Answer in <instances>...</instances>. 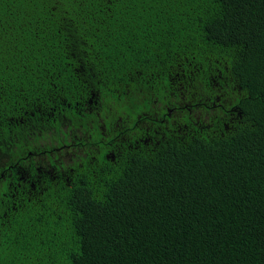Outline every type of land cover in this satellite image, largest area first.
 Listing matches in <instances>:
<instances>
[{
    "label": "trees",
    "instance_id": "16d2710c",
    "mask_svg": "<svg viewBox=\"0 0 264 264\" xmlns=\"http://www.w3.org/2000/svg\"><path fill=\"white\" fill-rule=\"evenodd\" d=\"M50 8L0 0V190L34 197L0 264H264V0Z\"/></svg>",
    "mask_w": 264,
    "mask_h": 264
},
{
    "label": "snow or ice",
    "instance_id": "6c2138e0",
    "mask_svg": "<svg viewBox=\"0 0 264 264\" xmlns=\"http://www.w3.org/2000/svg\"><path fill=\"white\" fill-rule=\"evenodd\" d=\"M76 2V0H73ZM157 0H78V6L83 8L88 4H95L109 20L112 19L111 13L120 6L121 8L135 5H143L145 3H155ZM210 3H223V0H207ZM51 8L50 12L55 13L58 9L64 8L65 0H50ZM62 16H67L66 12L61 13ZM132 23L131 20L128 22ZM215 22L211 27H214ZM75 25L72 24L69 20L65 19L62 22V30L69 33V40L71 41L70 48L71 54L74 55L76 52V40H75ZM227 90H221L219 93L220 100L223 103L228 102V97L224 94ZM26 195V194H25ZM25 195H20L17 193L9 194V189L7 185L2 186L0 190V241L3 238L2 229L4 225H9L10 227L14 222L23 220L24 216L30 211L28 205H30L34 197H29L25 199ZM42 195V194H41ZM67 227V225L65 226ZM68 264H71L69 260Z\"/></svg>",
    "mask_w": 264,
    "mask_h": 264
}]
</instances>
